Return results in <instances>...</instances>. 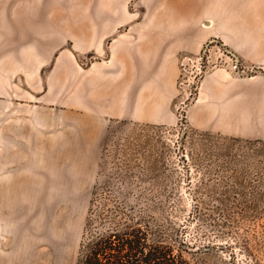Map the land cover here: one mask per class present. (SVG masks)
Instances as JSON below:
<instances>
[{
  "label": "rangeland",
  "instance_id": "374dc122",
  "mask_svg": "<svg viewBox=\"0 0 264 264\" xmlns=\"http://www.w3.org/2000/svg\"><path fill=\"white\" fill-rule=\"evenodd\" d=\"M37 1L55 0H0V264H75L97 181L108 184L110 205L149 200L185 227L193 264H248L243 241L263 259L264 63L235 48L264 43V0H56L61 16L47 11L61 19L53 43L21 30L26 5ZM113 13L156 20L164 36L168 18L197 21L206 41L199 54L180 56L176 86L159 88L163 97L146 107L162 110L155 119L144 113L100 128L86 112L71 116L68 72L54 65L77 55L86 66L102 51L94 37L103 26L79 24L72 40L71 16ZM215 71L237 79L229 93L239 97L223 90L219 104L199 101ZM218 201L231 202L232 232L216 225L225 226ZM252 201L260 202L255 219L239 205Z\"/></svg>",
  "mask_w": 264,
  "mask_h": 264
},
{
  "label": "crops",
  "instance_id": "0c3cea01",
  "mask_svg": "<svg viewBox=\"0 0 264 264\" xmlns=\"http://www.w3.org/2000/svg\"><path fill=\"white\" fill-rule=\"evenodd\" d=\"M61 4L55 0L26 5L20 25L28 40H50L53 43L57 37L60 38L61 19L58 18L57 25L55 13L52 18L47 11L53 10L61 16ZM110 15L80 19L71 16L69 34L72 40L78 37L76 27L79 24L103 26L99 37H94L100 43L104 41L102 51L95 61L86 66L79 62L77 55H64L54 65L55 73L68 72L71 116L74 112H86L94 122L100 123V128L112 119L139 121L144 113L148 119H155L162 110L158 111L155 105L154 108L146 107L152 103L151 100L163 97L159 88L173 90L176 86L180 56L199 54L206 41L197 33V21L190 19H166L164 36L156 20L134 19L122 16L123 13ZM142 25L149 28L143 29ZM123 26L130 28L122 30ZM246 40L249 41V37ZM77 42L81 43L80 40ZM80 48L82 50L84 46L80 44ZM235 51L248 63H264V43L249 48L237 47ZM236 80L216 71L209 73L204 79L199 101L209 105L219 104L223 90H228L227 97H239L238 93H229L231 85L237 84ZM58 83L52 84L55 94L61 88ZM20 184L29 183L21 181ZM26 195L28 201L29 196Z\"/></svg>",
  "mask_w": 264,
  "mask_h": 264
},
{
  "label": "trees",
  "instance_id": "16d2710c",
  "mask_svg": "<svg viewBox=\"0 0 264 264\" xmlns=\"http://www.w3.org/2000/svg\"><path fill=\"white\" fill-rule=\"evenodd\" d=\"M107 190L106 181H97L93 186L75 264H193L188 256L194 253V246L186 239L185 227L157 215V205L149 200L131 203L128 198H123L112 206ZM239 205H242L244 215L252 219L257 217L253 213L257 211L259 201ZM195 208L198 210V203ZM214 211L224 215L225 226L219 225L220 220H217V227L232 232L228 228L236 219L231 202H216ZM261 227L264 228V223ZM230 247L223 245L224 249ZM241 249L250 258L248 264H264V258L252 250L248 241L242 242ZM262 253L264 255V250Z\"/></svg>",
  "mask_w": 264,
  "mask_h": 264
},
{
  "label": "bare ground",
  "instance_id": "6f19581e",
  "mask_svg": "<svg viewBox=\"0 0 264 264\" xmlns=\"http://www.w3.org/2000/svg\"><path fill=\"white\" fill-rule=\"evenodd\" d=\"M1 210V209H0Z\"/></svg>",
  "mask_w": 264,
  "mask_h": 264
}]
</instances>
